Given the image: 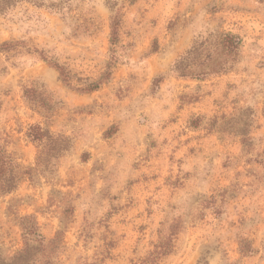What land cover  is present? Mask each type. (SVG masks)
<instances>
[{"label": "rangeland", "instance_id": "obj_1", "mask_svg": "<svg viewBox=\"0 0 264 264\" xmlns=\"http://www.w3.org/2000/svg\"><path fill=\"white\" fill-rule=\"evenodd\" d=\"M52 1L0 11V44L25 40L71 76L26 47L0 54V144L34 169L0 197L2 254L21 249L19 218L33 214L57 264H143L173 225L157 264H264V0ZM118 11L119 63L80 91L106 70ZM222 32L242 38L236 60L175 72L181 60L222 62ZM32 86L53 112L25 98ZM33 124L67 140L50 170L27 137Z\"/></svg>", "mask_w": 264, "mask_h": 264}, {"label": "trees", "instance_id": "obj_2", "mask_svg": "<svg viewBox=\"0 0 264 264\" xmlns=\"http://www.w3.org/2000/svg\"><path fill=\"white\" fill-rule=\"evenodd\" d=\"M23 1L32 3L38 7H57V4L52 0H0V11L3 12L13 8L19 2ZM129 1L134 2L136 0ZM120 26L121 15L120 11H118L113 16L112 20L110 55L105 72L98 80L79 86L78 90L83 92L98 90L103 83L112 77L114 68L119 63L118 43L120 40ZM218 38V44L223 48V51L219 52V55L225 58L222 62L213 64V66H210V64H208L209 62H202L191 69L188 67L187 63L185 64L184 61L181 60L175 64V72L181 76L191 75L192 77H201L209 73H219L223 71L226 67L225 65L236 60L241 50L243 40L239 35L233 34L232 32H222L219 34ZM25 47V40H7L0 44V54L5 53L13 56L14 54L10 53H18L20 49ZM26 49L28 52L37 51L43 59L52 64L60 72L65 82L70 83V72L58 61L50 59L46 51L32 49L29 46H27ZM24 96L26 99L38 103L46 112H53V103L50 101L49 96L44 94L38 86L25 88ZM27 137L38 143V146L41 148L37 163L43 171L50 170V167L53 165V158L59 156L62 151L68 148V144H65L67 140L63 138V136L55 135L49 128H45L41 124L31 125L27 132ZM33 171V168H24L21 166L7 148L0 144V197L15 192L26 177L33 176ZM19 224L22 229L23 245L21 249L11 256L3 255L0 251V264H57V257L55 254L58 245L56 244V239L48 240L40 231L36 216L33 214L21 216L19 218ZM175 227V225L170 227L172 231L170 235H161L159 237V241L155 244V249L149 254V257L143 261V264H157L161 257L171 252L174 246V236L176 234ZM240 251L243 255H247L254 252V248L249 242L242 241Z\"/></svg>", "mask_w": 264, "mask_h": 264}]
</instances>
